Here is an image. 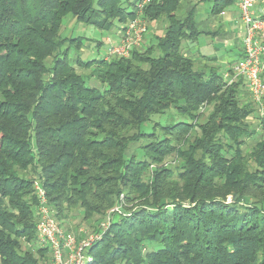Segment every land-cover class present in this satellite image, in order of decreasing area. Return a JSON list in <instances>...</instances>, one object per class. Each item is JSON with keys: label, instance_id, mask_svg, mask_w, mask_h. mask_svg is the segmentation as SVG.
Instances as JSON below:
<instances>
[{"label": "trees", "instance_id": "trees-1", "mask_svg": "<svg viewBox=\"0 0 264 264\" xmlns=\"http://www.w3.org/2000/svg\"><path fill=\"white\" fill-rule=\"evenodd\" d=\"M182 1L144 7L149 24L166 21L156 42L84 60L70 55L84 38L63 36L64 18L118 31L138 0H0V264L50 261L36 243V180L59 220L122 203L90 264H264V137L246 152L257 130L244 80L197 65L184 44L201 33L193 12L179 18ZM91 68L99 87L80 71ZM171 109L182 119L154 121Z\"/></svg>", "mask_w": 264, "mask_h": 264}, {"label": "built area", "instance_id": "built-area-1", "mask_svg": "<svg viewBox=\"0 0 264 264\" xmlns=\"http://www.w3.org/2000/svg\"><path fill=\"white\" fill-rule=\"evenodd\" d=\"M151 0H138L137 15L129 19L123 29L117 31L116 40L109 36L105 58L131 57L134 49L144 44L148 34L149 23L144 17V7ZM241 11L244 28L242 60L231 66L223 74L232 83L239 78L244 80L250 96L260 110L264 123V14H257L255 7L264 0H234ZM118 37V39H117ZM37 197L36 228L37 245L48 247L51 258L46 264H90L93 257L89 249L100 242L116 215H126L122 203L109 210L106 220L101 222L98 230L79 228L75 231L65 229L52 209L45 188L39 180L34 182ZM123 197V196H122ZM123 199V198H122Z\"/></svg>", "mask_w": 264, "mask_h": 264}, {"label": "rangeland", "instance_id": "rangeland-1", "mask_svg": "<svg viewBox=\"0 0 264 264\" xmlns=\"http://www.w3.org/2000/svg\"><path fill=\"white\" fill-rule=\"evenodd\" d=\"M161 21H163V20H160L159 22H157V28L159 30L163 28ZM151 24L152 23H150L148 25L149 26V30H148V35H146V38L148 39V37H153V39H151V40L155 41L156 37L154 35H152L154 33V29H153L152 32L150 30ZM116 30H117L116 28L108 30V31L107 30H101V29H99V28H97L95 26L77 22L76 19L74 17H72V15H68L67 17L64 18L61 33H62L63 36H71V35H73V36H79V35L82 36L84 38V47H83V49L80 52L72 49L70 55H71L72 58H74L77 55H79L84 60H88V59H92V58H101V57L105 56L107 40H108L109 36L112 37V39L116 40V35H117V31ZM164 32H165V28L163 29L161 35ZM117 39H118V37H117ZM204 39H205L204 36L200 37V39H199L200 46L195 45V47L192 49V54L193 55L200 56L199 52H201L202 54L211 53V51H210L211 48L207 49L206 47L203 46ZM98 41H101L103 43H102V46L99 47L100 49L97 50ZM150 42L151 41L148 39V43H150ZM144 43H145V41H144ZM156 53H157V51H156ZM110 58H113V57H110ZM47 62H48V64H51L52 63V58H49L47 60ZM210 64H212V63L209 62V61H206L205 66L207 67ZM197 65L199 67H202L204 65L203 64V60L197 59ZM215 65L216 66L217 65L220 66L221 63L220 62H215ZM220 67H222V66H220ZM91 70H92V68L91 69H80L81 73L87 78V82H88V84L90 86L99 87L98 79L96 77H94V78L93 77H89L90 73H91ZM226 70H224V72ZM241 100H242L241 102L245 106H248L247 104L251 103L250 102L251 101L250 100V96L247 95V94H242L241 95ZM252 105H253V110H254L255 114L251 115L247 119V122L249 123L250 128L257 129L258 131H257L256 134H254V136H252L249 139H247V144L244 146L246 152H248V151L250 152L252 150L254 144L260 138H262V136L264 137V123H263L262 118H261L260 110H259V108H258V106L256 104L252 103ZM211 109H212V107H210V106H204L202 108V110H201V112H203L204 115H203L202 118L199 119L198 122H204L206 120V118H207V114H210ZM169 117H175L176 120H181L182 119L181 116H179L178 114L176 115L175 110L171 109L164 115L155 116L154 117V121H157V122H160V123H166L168 121ZM143 128H144L145 131L152 130V128H153L152 127V123L151 122L145 123ZM194 129L195 130L193 131L192 141L195 140L196 136H200L198 127L196 126ZM137 145H135L133 147V149H135L137 147ZM131 152H133V150ZM141 152L142 151L139 150L137 152L138 155H141ZM165 165L172 166L173 168L176 167L180 171L181 170L180 168L183 165V159L182 158H178L177 156L171 155L168 158H166ZM229 200H231V197L229 198ZM130 206H131V204H130ZM108 212H109V210L107 212L99 215L98 217H95L92 220L91 219L90 220H86L79 213V211L72 210L69 213V216H67L63 220L62 219H60V220L58 219V220L61 223V225L65 229H67L68 231H75V230H78L79 228H87V229H90L92 231H95V230L97 231L99 225L101 224V222L106 220V215H107ZM115 217L117 219L119 216L116 215Z\"/></svg>", "mask_w": 264, "mask_h": 264}, {"label": "crops", "instance_id": "crops-1", "mask_svg": "<svg viewBox=\"0 0 264 264\" xmlns=\"http://www.w3.org/2000/svg\"><path fill=\"white\" fill-rule=\"evenodd\" d=\"M225 1L226 0H183L182 7L178 11V16L182 19L193 12L196 27L201 33L197 41L191 43L185 42L184 46L188 47L187 50L192 54V49L195 45L200 46L199 39L204 36L203 46L207 49L211 48V53L202 54L199 52L200 56L192 55L196 59L203 60L204 67H206V61L211 62L212 64L207 67H217L221 73L239 63L244 56L243 36L245 31L241 21L239 5L233 0H230V3L227 4ZM217 3L222 5L221 10H215V5ZM255 11L257 14H264V2L258 3L255 7ZM161 22L163 28L160 30L157 28V22H153L150 26L151 32L154 29L152 35L155 37L164 34L161 35L163 29L166 27V22L165 20ZM148 39L152 41L151 39H153V37H148ZM148 39L145 38V42L148 43ZM215 62H220V66L222 67L216 66ZM242 94L250 96L247 86L241 91V95ZM250 100L251 103H254L251 96Z\"/></svg>", "mask_w": 264, "mask_h": 264}]
</instances>
